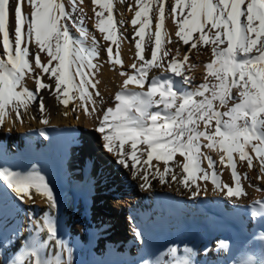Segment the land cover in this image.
Instances as JSON below:
<instances>
[{
	"label": "snow or ice",
	"instance_id": "6c2138e0",
	"mask_svg": "<svg viewBox=\"0 0 264 264\" xmlns=\"http://www.w3.org/2000/svg\"><path fill=\"white\" fill-rule=\"evenodd\" d=\"M68 3L72 5L71 11L66 10L64 0H0V34L4 57L0 59V123L10 105L21 122V106L27 108L30 102H38V107L43 112L45 104L40 95L42 89L56 93V98L65 107L68 106L69 99L77 98L71 95L75 92L82 102H91L90 112L87 106L80 105L86 114L99 113L96 116L98 127L95 130L103 136V147L109 153L115 149L118 163L126 168V158L131 159L134 178L138 175L135 169L140 156L144 155L143 152L140 156L137 155V145L144 144L147 146V158L143 161L145 164L151 167L154 158L164 162L163 172L159 167L155 169L161 183H165L166 175L172 172L168 162L177 153L183 156L186 160L183 173L186 175L179 182L192 191L189 180L195 184L198 178L207 180L209 175L201 167L204 155L201 147H218L224 153L220 156V162L224 163L226 156L227 164L232 169L233 185L224 184L221 187L214 170L215 161L211 156H205L208 167L213 168L212 182L215 188L221 191L226 188L228 197L239 199L245 195L233 153H238L240 160L246 161L249 168L253 167V157L249 153H255L260 163V172L264 173V0H168V15L174 21L180 17L175 35L184 45H189V38L193 33H199L188 52L196 49L197 44L210 47L212 59L205 65L207 76L198 85L194 83V78L181 70L183 62H178L175 57L165 60L171 49H165L160 61H157L161 28L166 18L165 3L157 0V6L151 7L150 0H144L143 7L135 12V18L131 21L132 25H136L142 15L145 17L133 35V39L140 37V40L135 41V48L136 57L142 63L137 66L134 62L131 65L135 70L132 74L121 72L127 78L120 91L115 94V107L106 109L102 99L98 108L88 91V85L95 89L98 83H93L89 78V72L97 67L92 62L99 55L97 41L93 36L91 46H85L89 33L83 26V16L75 17V0H68ZM93 3L99 4L101 0H93ZM25 5L31 9L30 12L25 11ZM102 6L108 15L104 18L103 12H96L98 20L95 26L101 33H106L105 40H113L118 29L113 18L112 0H103ZM150 20L155 21V41L154 44L151 40L145 42L144 48H150V58H145L142 55L141 41L144 40L145 28ZM72 29H75L78 36L73 34ZM13 32L14 47L10 39ZM33 40L37 48L30 53L28 43ZM45 51L50 59L47 63H42L41 54ZM106 52L109 62L122 64L119 47L115 60L111 46ZM30 55L34 58L35 67L29 59ZM188 59L186 53L183 61ZM52 61L57 63L50 67ZM153 67L162 69V72L149 81L148 74ZM35 68H42L43 73L49 74L50 81L54 78L53 83H43L42 76L37 74L32 77L36 88L34 91L30 90L25 84V77L34 73ZM169 72L173 75H164ZM76 77H79V83L75 82ZM174 77L180 79L176 80ZM209 77L215 82L210 83ZM146 83L148 86L145 90ZM130 84L135 85V88L130 89ZM96 96H100L99 91H96ZM72 111L75 114L76 108ZM42 122L48 123L47 119ZM213 123L214 128H211ZM202 138L208 143L202 145ZM116 141H119L118 146ZM129 142L131 151H126L124 146ZM0 177L21 202H24L26 195L32 199L29 189H35L36 193L47 198L51 208L57 207L52 189L38 173L22 176L0 170ZM140 178L144 181L141 188L151 186L146 171ZM171 179L177 180V176L173 174ZM199 191L197 186L192 191V197L197 196ZM254 203L259 208L252 210L253 218L264 216V201ZM33 219L35 217L30 216V221ZM45 228L47 238L32 239L28 245L26 255L32 258L31 264H72V250L58 237L57 223L47 212L44 213L43 227H37L34 231L43 232ZM257 239L264 245V232ZM50 241L55 242L57 249L54 259L47 258L52 253L45 251ZM225 246L223 241L217 243L218 248ZM170 251L175 254L177 248L171 247ZM65 254L66 259L62 260V255ZM6 264H24V261L9 259ZM142 264L150 262L144 260ZM176 264H192V261L183 259L176 261ZM237 264H264V258L259 262L237 261Z\"/></svg>",
	"mask_w": 264,
	"mask_h": 264
},
{
	"label": "bare ground",
	"instance_id": "6f19581e",
	"mask_svg": "<svg viewBox=\"0 0 264 264\" xmlns=\"http://www.w3.org/2000/svg\"><path fill=\"white\" fill-rule=\"evenodd\" d=\"M142 1L140 0L138 3L137 0H112L113 18L129 16L134 19L135 12L140 10L144 5ZM155 1L151 4V7H155L157 4ZM64 3L66 10L71 11L72 5L68 3V0H64ZM102 5L103 0L99 4H94L93 0H75L77 9L75 17L83 16V26L89 33L85 46H91L93 36L97 41L99 55L93 59V64L97 65L96 75L97 78H100L101 83L99 84V81L96 84L98 87L95 88L96 90L91 85L88 90L96 101L98 108L100 107L101 99L103 101L107 99L105 93H109L108 91L112 89V86L119 83L116 73L121 66H127L125 61L129 58V55L124 57L119 52V59L122 61V64L109 62L106 49L110 43L104 39L106 33H101L95 26L98 20L96 12H103L104 18L108 15ZM25 11L30 12L31 9L25 5ZM165 15L164 25L161 28V45L157 50L158 62L160 61L159 52L162 50V44L171 43L179 47L187 46L175 35V32L178 30L176 24L180 17L178 16L174 21L168 15L166 9ZM150 17L151 8L149 10ZM144 19L145 17L142 15L138 22L140 23ZM152 22L153 25L150 24ZM150 23L146 27L144 40L141 41L142 55L145 58H150V48H144L145 42L151 40L154 44L155 41V21L150 20ZM12 28L14 29V19ZM73 30L75 35L78 36L75 29ZM205 31H207V28H205ZM10 39L13 41L14 47V32L10 34ZM136 40H140V37L137 36V38L133 39V36L129 38L124 36L120 38L122 48H128V51L132 49V52L135 54L133 55V60H137L140 65L142 61L136 57ZM169 40L172 42H169ZM25 42H27L26 38ZM23 46L24 44L22 43ZM28 47L30 53L36 50L37 46L34 40L28 43ZM2 52L3 40L2 34H0V59L4 58ZM116 52L117 50L113 49V60L117 58ZM199 53L205 59L212 58L211 50L208 46L200 49ZM29 59L35 67L33 56L30 55ZM41 59L42 63H47L50 59L46 51L41 54ZM56 63V61H52L50 67L55 66ZM161 72L162 69L153 67L148 74L149 81L154 76H159ZM37 74L42 76L43 83H53L54 81V78L51 81L48 79L49 74L43 73L42 68H35L34 73H30L25 77V84L30 90L34 91L36 88L32 77ZM164 75L170 74L164 73ZM91 76L93 77V75ZM92 77L91 80L93 83H96V80L94 81ZM174 79L178 80L175 77ZM75 82L79 83V77L75 78ZM147 86L145 84V90ZM128 87L130 89L135 88V85L130 84ZM96 91H99L100 96H96ZM40 95L43 98L45 110L43 112L40 111L38 102H30L27 108L21 106L19 111L22 113V122L17 119L16 111L13 110L12 105L6 109L3 122L0 123V170H7L8 172L18 173L22 176L38 173L39 177L52 189L57 207L51 208L47 198L36 193L35 189H29L32 199H29L26 195L24 196V202H21L15 197L12 190L7 187L3 178L0 177V264H6L9 259L15 261L23 260L24 264H31L32 258L26 255L29 243L32 239L47 238L46 228L43 232L34 231L37 227H43L44 213L46 212L50 213L57 223L58 237L63 239L71 248L72 264H142L144 260H148L150 255H154L157 252L158 259L155 264H176V261L183 259H190L192 264H230L227 246L228 237L222 234L218 238H215V221L220 218H231L233 213L240 209L253 210L254 208H259V205L255 204L254 201H264V173L260 172V163L255 153H249L253 157L252 168L247 166L246 161L240 160L238 153H233V160L236 162V170L240 175L241 185L245 193V195L237 199L236 197H228L226 195V188L223 191L215 188L212 182L213 168L208 167L207 159L204 158L205 156H211L215 163L219 164L220 168H223V170L214 169L216 177L221 175L222 179H220L219 183L223 187L224 184L233 185V181L229 177V174L231 176L232 169L227 164V157L225 156V162L221 163L220 156L224 155V153L220 152L218 147L215 149L201 147V152L204 154L201 158V167L209 175L208 179L205 180V184L199 186V189L202 192H206L204 194L206 196L201 198L198 194L193 198L192 191H195L197 187L189 180V184H192V191H190L183 183L179 182L186 175L181 170V167H183L181 164L183 161L185 163V158L177 153L173 160L168 162L172 172L166 175V182L161 183L159 174L156 173L155 169L159 167L160 171L163 172L164 162L157 161L154 158L151 161V167L145 164L143 161L147 158V146L138 144L137 148L139 151L137 155L140 156L141 152L144 153L143 156H140V161L137 163L135 169L138 175L135 178L133 177L134 170L131 168L132 161L130 158H126L128 167L126 168L121 165L122 169L119 171V175L122 178H128V181L125 180L124 183L128 186H130V182L137 183V189L140 192V201L142 203L139 210L141 214H138L140 219L139 222L133 224L139 241V245L135 247L137 253L129 260L128 249L126 250L127 244L125 243V249L122 254L116 251L115 245V247L110 246L108 250L106 249L104 254H100L96 243L99 238H105L103 235H105L104 229L107 226L103 224L102 229L97 230L96 228L95 235L89 237V231L93 229L94 224L87 220V217L92 214V209L99 205V198L103 197V194L100 195L101 187L98 186L97 180L105 178L101 169L97 167L96 162L99 159L94 157L93 152H91L97 153L99 151L97 149L98 142L96 141V137L87 129V126L92 127L91 125L96 121L94 118L95 114L89 115L84 112L82 115L77 116L78 118L72 116L71 111L75 107L77 99H79L78 94L75 92L71 93V95L77 98L69 99L67 107L56 98V93H50L48 90L42 89ZM79 101L80 105L84 104L88 107L89 112L91 111V102H82L80 99ZM220 110L224 111L226 109ZM44 119H47L48 123H43L42 120ZM79 123H82L83 128H79L77 125ZM211 128H214V123ZM82 134L83 137H81ZM82 138L84 140L81 141ZM130 143L125 144L126 151H131ZM207 143L208 141L206 140L204 144ZM69 149L75 151V161L77 162L78 160L80 164L79 170L82 177L78 181H74L71 178L72 174H70L67 167H64ZM112 153L117 155L115 149ZM116 157L118 159V156ZM225 166H228V171H225ZM145 171L148 173V180L151 186L141 188L140 185L144 181L140 176ZM245 173H247V178H245ZM173 174L177 176V180L171 179V175ZM111 175L112 173L108 176ZM200 175H203V173ZM114 180L116 181L115 183L119 181L118 178H114ZM160 186H163L167 192L160 194L161 192H165V190L162 188H160L162 191L155 190ZM207 196L211 200L207 201ZM89 203L90 207L87 209L86 206ZM102 204L104 203L102 202ZM30 216L35 217V219L30 221ZM128 218L131 222L132 218ZM15 227L20 228L21 232L13 231ZM249 229H257L253 216H251ZM101 234L102 237L99 236ZM128 240L127 238L126 242ZM220 241H223L226 246L218 248L217 243ZM171 247L177 248L175 254L170 251ZM56 250L55 242L50 241L45 251L52 254L47 258L54 259ZM63 259H66V254L62 255Z\"/></svg>",
	"mask_w": 264,
	"mask_h": 264
},
{
	"label": "rangeland",
	"instance_id": "374dc122",
	"mask_svg": "<svg viewBox=\"0 0 264 264\" xmlns=\"http://www.w3.org/2000/svg\"><path fill=\"white\" fill-rule=\"evenodd\" d=\"M153 1H155V0H153ZM153 1L150 0V4H153ZM155 2L157 3V0ZM163 2L165 3V9L168 12V0H164ZM142 4H144V0L142 1ZM156 6H157V4L155 5V7ZM88 11H90V10H88ZM186 12H187V10H186ZM186 12H185V14H186ZM118 18L119 17H116L114 19V21L116 22V29H118V31L114 35L113 40H108V43H110L108 45L111 46L112 49H116V50H117V47H119V52L121 53V56L126 57L129 55L128 56L129 58H127V60L125 61L127 66H121L120 67L121 70L119 69V71L116 73L118 75V80H119L120 84L118 83L117 85L116 84L113 85L112 89L110 91H108L110 94L105 93V96L107 98L106 100H104V105H103L105 109L107 107H115L116 102L113 99L115 97L116 92L120 91V88L123 84V81L127 77L126 75H121V72H125L127 74H132L135 71L134 69L131 68L132 63L135 62L137 64V66H139V62L137 60H135V61L133 60L134 59L133 55H135L134 52H132L133 50L131 49L130 51H128L129 50L128 48H125V47L122 48L120 38H123L124 36L129 38L130 36H133L134 32L139 29L138 26H140V23L138 22L136 25H132L131 21L133 20V18H131L129 16H126L124 18H119V19ZM121 21L123 22L122 24L119 23ZM142 21L143 20H141L140 22H142ZM150 24L153 25V22ZM154 25H155V23H154ZM145 30H146V28H145ZM113 31H115V29H113ZM72 32L75 35V32L73 29H72ZM192 35L193 36L189 38V45H187L186 47L174 46L171 43L162 44V48H161L162 50H160V52H159V57H161L160 55L163 54V51L165 49H171L169 56L167 58H165V60L166 61L171 60L172 57H175L178 62H183L181 70L186 75H188L189 77L194 78V83L198 85V84L204 82L205 77L207 76V70H206L205 65L207 63L211 62L212 58L205 59V57H203L202 54L199 53L200 49H202L204 47L201 44H197L196 49H192L191 52H188V48L190 47L191 43L197 39L199 33L198 34L193 33ZM135 38H137V37H135ZM113 41H115V42H113ZM124 41H126V40H124ZM136 41H138V40H136ZM175 42H176V40H175ZM127 44L129 45V43H127ZM177 44H179V43H177ZM118 45H120V46H118ZM186 53L188 54L189 59L187 61H183V57L185 56ZM165 66H166V63H165ZM96 70H97V68H94L89 72V74L91 73L89 78L91 79V77H92L91 75H93L92 78L94 79V81L96 80L95 82H97V81L99 82L100 78H97ZM86 71H89V70L86 69ZM168 74L173 75L170 72ZM175 78H177L178 80L180 79L179 77H175ZM198 79H200V80H198ZM208 79H209L210 83L215 82L211 77H209ZM100 83H101V81L99 82V84ZM89 86L90 85H88V89L90 88ZM146 86H147V83H146ZM96 88H98L97 85H96ZM78 101H79V99H77V102L75 104V108H76L75 114L73 113V111H71L72 116L75 118L84 113V108H82L80 106V101L79 102ZM107 102H109V103H107ZM98 114L99 113H96L94 115L95 120H96V116ZM202 124L203 123H201V129L203 130ZM77 125L79 126V128L80 127L83 128L82 123L81 124L79 123ZM91 126L92 127L87 126L88 127L87 129L91 134H93V136L96 137V141L98 142L97 143V149L99 150V151H97V153H94V151H91V152H93L92 154H94V157L99 159L96 162L97 167L101 169V171L103 172V175H105V178L103 180H99V179L97 180L98 186L101 187L100 188V191H101L100 195L103 194V197L99 198L100 199L99 205L97 207L93 208L92 214H90V216L87 217V220L90 221L91 223L93 222V224H94L93 226L95 227V228L93 227V229L89 231V237L95 235L96 228H97V230H100V229H102L103 224H105V226H107L104 229L105 235H103V237H105V238H99L97 243H96V246L98 247V250L100 251V254H104L106 252V249L108 250V248H110V246H114V245L116 246V247L114 246L116 248V251L120 252L122 254L123 250L125 249L124 247H125V243H126L127 244L126 250L128 249L127 250L128 257H129L128 259L131 260L132 257H134V255H136V253H137L136 249H135L136 245H139V241L137 239V234L135 233V229L133 228V224L136 222H139L140 218H139L138 214H141V211H139V210H140V206L142 205V203L140 201L141 200L140 194H139L140 192L137 189L138 185L135 182H130V186H128L127 184L124 183L125 180L128 181V178L124 179L119 175V171L122 169V166L120 163H118V159L116 157L117 155L114 153H109L103 147V145H104L103 136L101 133H99L98 131L95 130L98 127V121L96 120ZM81 137H83V134ZM82 140H84V138H82L81 141ZM118 142L119 141H116V144H119ZM205 142H206V140H204L202 138L201 143L204 144ZM77 162H78V160H77ZM183 163H184V161H183ZM183 163L181 164V166H183ZM185 163H186V160H185ZM79 165H80L79 162L73 166L71 165V170L69 171L70 174H72L71 178L74 181H78L82 177L81 171L79 170V167H80ZM182 168L183 167H181V170L183 171ZM214 169L223 170V168H220L219 164H217V163L214 164ZM224 169H225V171H228V166H225ZM111 173H112V175L108 176ZM229 177H230V180H232V177L230 176V174H229ZM114 178H118V180L120 182L117 181L118 183H115L116 181L114 180ZM216 178L219 180V182L221 181L220 179H222L221 175L217 176ZM191 183H192V181H191ZM203 184H205V180L198 178L196 180L195 184H193V185L197 187V186H203ZM160 188L165 190V188L163 186H160V187H158V189H155V190H161ZM166 192L167 191L165 190V192H161L160 194H163ZM205 193L206 192L199 191V196L201 198H203L204 196H206V195H204ZM226 193H227V190H226ZM207 198H208V196H207ZM209 200H211V199L208 198L207 201H209ZM102 202L105 205L102 204ZM226 204H228V203H226ZM89 207H90V203L86 206V208L89 209ZM128 217L132 218L131 222L128 220L129 219ZM13 231L21 232V229L15 227V228H13ZM99 236L102 237V234ZM127 238L129 239L128 242H126ZM104 239H106V240H104ZM104 241L105 242L107 241V243H105ZM212 249H214V247H212Z\"/></svg>",
	"mask_w": 264,
	"mask_h": 264
}]
</instances>
